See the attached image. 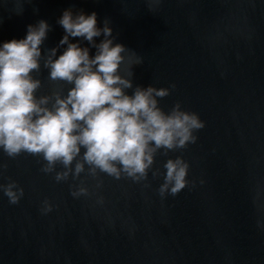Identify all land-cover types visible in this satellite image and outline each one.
I'll return each instance as SVG.
<instances>
[{
	"label": "water",
	"instance_id": "1",
	"mask_svg": "<svg viewBox=\"0 0 264 264\" xmlns=\"http://www.w3.org/2000/svg\"><path fill=\"white\" fill-rule=\"evenodd\" d=\"M154 2L0 0V43L24 38L28 25H49L33 73L49 107L71 87L43 67L65 34L58 20L66 10L95 12L98 26L107 21L114 41L141 58L133 87L174 84L160 107L179 102L205 124L195 144L158 153L159 174L139 182L92 177L86 167L57 183L61 165L45 174L39 157L0 151V184L24 190L15 205L0 191V264H264V0ZM177 156L189 163L191 184L161 198L163 164ZM78 187L88 194L73 198Z\"/></svg>",
	"mask_w": 264,
	"mask_h": 264
},
{
	"label": "clouds",
	"instance_id": "2",
	"mask_svg": "<svg viewBox=\"0 0 264 264\" xmlns=\"http://www.w3.org/2000/svg\"><path fill=\"white\" fill-rule=\"evenodd\" d=\"M159 4L155 0L153 6ZM58 24L65 34L43 67L49 80L71 87L66 96L55 94L50 107L48 96L37 97L41 81L33 75L41 67V46L49 25L45 21L28 25L24 38L0 43V151L7 157L21 153L39 157L45 162L41 169L45 174L61 165L65 171L55 174L57 183L69 175L79 178L86 167L92 177L99 172L115 180L126 177L139 182L147 179L150 170L154 177L159 174L153 170L158 153L167 156L197 142L195 133L205 127L197 113L184 110L179 102L167 112L159 105L174 84L159 89L133 87L132 69L142 60L114 41L107 21L99 27L95 12L66 10ZM189 168L180 156L167 159L159 196L175 197L189 187ZM0 191L12 205L24 196L14 181L0 184ZM70 194L77 198L88 190L78 187ZM51 211L45 200L41 214Z\"/></svg>",
	"mask_w": 264,
	"mask_h": 264
}]
</instances>
